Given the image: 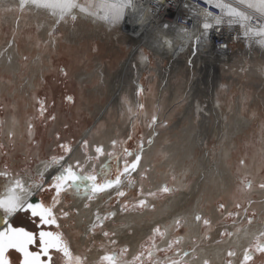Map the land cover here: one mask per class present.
I'll use <instances>...</instances> for the list:
<instances>
[{"label": "rangeland", "instance_id": "374dc122", "mask_svg": "<svg viewBox=\"0 0 264 264\" xmlns=\"http://www.w3.org/2000/svg\"><path fill=\"white\" fill-rule=\"evenodd\" d=\"M211 1L213 3L222 2V0ZM225 1L238 4L249 12L264 18V13L256 6L247 4L246 1ZM95 3L94 0H80V4L88 8L90 11L88 14L93 17L95 22L83 17L74 20L64 15L60 18L61 24L64 25L63 27L67 24L71 30L66 33L62 31V27L57 26L56 22L53 23V35L61 45L60 49L55 51H52V45H49V42L44 43L36 26L29 27L27 25L21 30H17L12 24L4 22L3 16L0 14V47L2 45L10 47L9 43L16 37L22 56L19 59V70L16 71V74L4 72L0 65V173L5 175V178L0 175V183L10 179L16 180L17 184H20L19 187L24 188L23 178L30 177L31 174L34 175L38 165L43 161L51 163L53 158H56L59 162L55 163L57 172L54 174L56 176L54 182H46L38 198L44 208L47 223L55 221L51 230L56 234H62L70 243L74 253L87 257V264H99L104 254L112 255L118 264H125V262L130 264L134 255L140 252H144L141 259L145 260L146 264H156V262L169 264L170 260H180L181 264H191L190 260H199L201 250L211 249L228 238H234L235 228L231 226L232 224L239 223L241 220L239 224L243 229L257 223L261 226L264 225V213H261L258 207H252L253 199L257 200L260 196L257 193L250 195L253 187L258 191L264 190L262 187L264 185V153L261 152L264 144V46L261 42L239 43L227 52L214 55L217 61H222L223 57L228 59L224 64L216 65L215 74L212 76L207 70L202 72L200 65H196V63L187 65L186 58L182 59L180 63L182 66L178 67L179 72L176 73L173 72V69L177 68L173 67L169 58L156 55L145 45L139 46L140 39L129 35L128 29L124 25L132 22L127 14L125 24L122 23L120 26L114 23L112 18L101 19L103 17L101 14L107 12L104 8L96 15L99 6L94 5ZM19 17L21 16L19 15ZM107 19L109 20L107 21ZM108 23L113 25L109 26ZM73 30L77 31L76 36H71ZM66 35L70 38H67ZM29 40L36 43V48L32 52L27 49ZM70 40L76 43H72ZM39 53L42 54V60L44 59L42 67H47V69L43 68L41 73H36L35 62H39ZM47 57L50 58L48 63ZM141 57L146 59V66L136 80L139 68L137 61H140ZM76 71L80 76L76 75ZM93 73L96 74L92 76ZM33 82L35 89L27 90L29 83ZM3 85L6 88H2ZM121 87L137 88L138 98L133 99L129 91L127 96L126 93L123 95L125 97L121 104L114 107L111 104L113 95L110 92ZM97 88H100L102 95L91 94ZM196 88H202V90L194 91ZM215 88H219L217 95L214 94ZM150 92L155 95H150ZM194 92L203 94L195 105L200 108L197 109L194 106L191 110L192 105L190 107L189 105ZM220 99V105L215 103ZM16 102L19 104L18 106ZM15 104L22 112L26 123V127H24L26 133L24 131L19 140H16L15 132H11L8 136L3 130L7 116L15 112ZM108 107L109 111L103 115V111ZM239 107L242 114L250 117L253 123L249 129L233 139L235 146L232 147L234 149L229 158V166L233 168L234 177L237 180L235 191L231 194L234 205L226 210L225 200L217 199L213 207L222 215V218L214 223L212 217L209 214L206 215L200 228L201 238H198L197 235H188L185 229L186 221L180 218L173 228L171 239L167 244L163 245L167 239V231L163 228V224L155 226L160 229L163 235L153 231L150 236L139 241L137 250H132L133 246L129 242L123 240L121 242L117 237V232L121 229L120 234L125 235L126 229L123 226V221L120 220L121 217L145 212L156 213L158 205L171 198L180 197L181 194H190L188 195L190 201L177 204L178 209H197L199 204V209L207 207L206 199H200L198 204L195 203L198 198L197 194H199L198 186L202 185L198 174L179 173L177 169L173 170L172 163V167L168 171L170 179L164 183L163 188L158 190L153 186L149 167L139 169L136 174L133 172L130 175L129 171L133 170L131 164L157 140L170 139L169 141L174 142L178 135L180 136L179 140L189 138L201 141L206 132L210 130V139L206 141L208 146L201 141V148L196 151L195 159L191 160L192 164L188 161L185 162L187 169L193 166L196 168L197 165H200V161L204 162L202 169L204 170L203 174H206L217 164L216 157H214L216 155L213 156L210 151L219 148L218 140L221 136L225 137L229 131L223 124H215L218 121L216 116H221L220 120H223L222 118L227 115L232 120L233 115L241 112L238 110ZM187 109L190 110L189 115H194L195 124L193 126L187 117L184 118ZM111 126H114V134L117 136L115 138L114 134L112 135L110 148L106 150L103 144H94L93 149L91 147L93 136H102L104 131L111 129ZM98 146L103 147L104 155H99L96 152ZM68 148L71 149L70 152L66 150ZM79 152L82 155L81 159H75ZM164 155L160 154L158 157L160 163L166 161V156L169 161V154ZM107 156L110 159L109 163L101 166V160ZM253 159L259 161V165L261 164L260 172L257 175L252 172L243 174L245 166L253 168ZM174 160L175 157L172 161L174 162ZM77 162H79V167H77ZM69 165L80 175L81 179L77 181L80 184H92V181L84 176L85 174H94L99 178L98 183H114L119 179V184L123 186L112 197L113 200L109 202L110 206L106 213L96 212L98 215L100 214V220L95 219L96 230L94 233L92 232L87 242L82 240L81 231L75 228L79 217L77 209H72V193L77 192L74 195L78 196L80 194L78 191H80L81 194L88 193L92 196L93 191H88V189L73 191L71 185L59 197V203L57 202L58 197L54 187L57 183L56 178L66 175L65 169ZM80 168H83V172L80 171ZM125 168L128 171H125ZM126 176L128 180L123 181ZM255 176L261 179L257 180ZM158 177L161 178V173H158ZM35 178L40 181L39 177ZM125 181L126 183L122 184ZM132 182L136 184V187L131 189ZM179 182L188 186L183 189L179 186ZM165 187L169 191H163ZM121 191L126 195L120 196L119 192ZM101 197L103 196L101 195ZM97 199L99 198L96 195L94 200ZM263 200L264 197L259 199V201ZM140 201H146L147 204L140 207ZM118 204H120V212L116 209ZM87 205L89 204L87 203ZM113 212L116 213L114 217L109 215ZM65 213L68 215L65 216ZM106 216L108 219L104 220ZM17 220L18 218L16 219L17 224L20 223V219ZM151 221L153 222V219ZM171 221L170 218L165 223L169 226ZM100 224H103L102 230L99 227ZM113 227L116 229L113 230ZM104 231L114 233V235L106 237L103 235ZM217 231H220L218 239H212ZM262 231L263 235L254 238V242L251 243L244 256L241 257L235 247L230 248L224 258L225 264H264V227ZM71 232L74 233V238L69 237ZM126 233L132 235L133 231L126 229ZM94 234L103 236L92 240ZM177 240L182 242L175 244ZM187 241L189 243L185 246ZM170 244L174 245L171 249L169 248ZM124 248L128 249L127 253L123 252ZM94 250L102 252L95 261L91 258ZM149 250L152 251L153 258L151 260L147 255ZM184 252L188 253L186 256H190V260L183 259ZM62 258L64 259V256L60 258L55 256L54 264H62ZM105 264H109V262H105ZM203 264L216 263L206 260Z\"/></svg>", "mask_w": 264, "mask_h": 264}, {"label": "bare ground", "instance_id": "6f19581e", "mask_svg": "<svg viewBox=\"0 0 264 264\" xmlns=\"http://www.w3.org/2000/svg\"><path fill=\"white\" fill-rule=\"evenodd\" d=\"M207 1H209V3L211 2L213 3V1L211 0H207ZM243 1H246V3L248 2L247 4L256 6L262 13H264V0H243ZM94 2H96L94 5L97 4L99 6V11L96 13V15L100 12L102 8H104L107 12L105 14H101L103 15L101 19L102 18L104 19L105 17L109 19L112 18L113 19L112 21L114 23H117L120 26L122 23L125 24V16L127 14L128 17L130 18V21L132 22L130 24L128 23L124 25L125 28L128 29L129 35L140 39L138 43L139 46L145 45L156 55L162 56L164 58H169L171 62L173 63V67L175 68L176 66V68L178 69V70L173 69V72H176V73L179 72L178 67L180 65L182 66V64H180L182 59L186 58L187 65L196 63V65L197 64L200 65L202 72H205L207 70L210 76H212L213 74H215L214 71L216 69V65L218 64L219 66L222 63L224 64L226 60L228 59L226 57H223L222 61H217V59H215L214 57V53L212 52L203 53L204 52L203 50L206 46L205 42L203 43V45L201 46V49L199 50L198 48L195 47L194 42H192L193 40H191L190 38V36H193L195 34L190 33L191 34L190 35L189 32H186L184 28H181L175 23H171V24L163 23L164 15L161 14L160 8H155V10H150V8H148L146 3L142 0H128V3H127V0H94ZM88 12L90 13L88 8H85L80 4V0H0V14L3 16L4 22L12 24L14 29H17V30H21L27 25L29 27H32L33 25L36 26L38 29L37 30L38 33H40L41 39L44 40V43L49 42V45H52L51 47L53 49L52 51L60 49L61 47L59 40L55 39L53 35L54 34L52 30L53 23L56 22L58 24L57 26L62 27L61 28L62 31L66 33L67 31H71V30H69V28L67 27V24H65V27H63L64 25L61 24L62 21L60 18L62 16L67 15L70 18H73L74 20L78 19L79 17L81 18L83 17L85 19H88L91 22H95L93 17L89 16ZM19 15L21 17H19ZM96 15L94 16L96 17ZM109 19H107V21ZM108 25L112 26L113 24L110 25V23H108ZM192 32L197 33L199 32V29L198 28L193 29ZM77 34H78L77 31L73 30L72 35L71 34L70 35L76 36ZM66 36L67 38H70L68 35ZM70 42L76 43L75 41H71V40ZM261 44L262 46H264V42H261ZM9 45L10 47L8 45H2L0 47V65L4 72H10L12 74H16V71L19 70V59L22 57L16 37L13 38V40L9 43ZM35 48H36V43L29 40L27 44V49L32 52ZM38 59H39V62L38 61L35 62L37 66L36 73H41L42 69L43 68L47 69V67H42V64H43L42 62L44 59L42 60L41 53L38 54ZM49 59L50 58L47 57V60H48L47 63L50 62ZM138 62H139V68H138V74L136 75V80L141 75V72L146 66V63H145L146 59L141 57L140 61H137V63ZM76 72H77L76 75L80 76L78 71ZM95 74L96 73H93L91 75L94 76ZM202 74L204 75V73ZM28 86L29 88L27 90L29 91L30 90L32 91L35 89L34 82L29 83ZM2 88H6V86L3 85ZM215 89L216 90L214 91V94L217 95L219 88H215ZM198 90H202V88H196V90L194 91H198ZM129 91L133 99L138 98L137 88H122L121 87V88L114 89L113 92L109 91L110 94L113 95L112 101H111L112 106L114 107L119 106L122 100H124L123 98L125 96L123 97V95L126 93V96H127V93H129ZM197 93L198 94H195L194 92L193 94L195 95L192 94L193 97L191 98V102H190L191 104L189 105V107L192 105L191 110H193L194 106L196 105L198 98H201L202 97L201 94H203L200 92H197ZM91 94H96L99 96L102 95L100 92V88H97L95 92H92ZM151 94L152 93L150 92V95ZM154 95L152 94V96ZM215 103L220 105L221 99L220 101L216 100ZM16 104L17 106L19 105L17 102ZM16 104L14 106L15 112L7 116L3 130L5 134H7L8 136L11 132H15L16 140H19V138H21V134L25 131L24 127H26L25 125L26 123H25L24 117L22 116V112L16 106ZM196 108L198 109L200 107L197 106ZM238 110L241 111V108L239 107ZM108 111H109V107L105 109L102 114L105 115V113H107ZM189 111L190 110L188 109L186 110L184 118L187 117L189 122L193 126V124H195L193 120L194 115L193 114L189 115L188 114ZM216 117L218 121H216L215 124H218V125L223 124L227 127L229 131H227L228 134L225 135V137L221 136L220 140H218L220 143L219 148L218 149L215 148L213 150L211 149L212 151L210 152L213 153V156L216 155L214 157H216L217 164L215 168L212 167L213 169L211 168L212 170H208L206 174H203L204 170L202 169L204 166L203 165L204 162L200 161L199 163L200 165H197L196 168L193 166L192 168L190 167L188 169L186 168L185 162L188 161L189 163H191V160L195 159L196 151L200 150L201 148V145H200L201 141H203V143L206 144L207 143L206 141L210 139V134H209L210 130L206 132V134L204 135L201 141L199 139L191 140L189 138L179 140L180 136L178 135H176L177 140L174 142L169 141L170 139L169 140L168 139L157 140L152 146L148 147V149L144 151L143 155L138 157L140 159H139L138 166L135 168V170L133 169L132 171L130 170L131 172L129 171V174L131 175L133 172L134 174H136L137 170L139 169H144L146 167H149L151 170L150 176H151L153 186L159 190V188H163L162 186L165 185L164 183H166V181L170 179V175L168 174V171H170V168L172 167V163H173L174 165L173 170L177 169L179 173L180 172H184V173L190 172L194 175L198 174L200 176L201 178L200 182H202V185L200 187L197 185L199 188L198 190L199 194H197L198 198H196L195 203L198 204L200 199H206V202H207V207L206 206L205 208L202 207V209H199L200 204L198 205L197 209L196 208L195 209L191 208L188 210L178 209L177 204L180 205V204H184L190 201V198L188 196L190 194L188 195L181 194L180 197H175L173 199L171 198L167 200V202H164L158 205V211L156 213L150 214V213L145 212V213H139V214L138 213L132 214L124 218L121 217L120 220L123 221L124 223L123 226H125L124 228H126L127 231L132 230L133 234L129 235L128 233H126V229H125V235L124 234L122 235V233L120 234L121 229H119L118 232L117 231L115 232H117V237L118 239H120L121 242L122 240L125 242H129L130 245L133 246L132 250H137L139 241L141 242L143 238L150 236L153 233L154 228L157 224H160V225L163 224V228L167 231V237H166L167 239L165 243H163V245L167 244L171 239L170 237L172 236L173 228L175 227L177 221L180 218H183L186 221L185 229L188 232V235H191V236L197 235L198 238H201L202 231L200 230V228L202 227V221L206 215L209 214L212 217L214 223H217L218 222L217 220L219 218H222V215L216 210H214L213 205H215V201L219 198H223L225 200L226 210H229L232 207V205H234V199L231 198V194H233L235 191V188L237 186V182H236L237 180L234 177L233 168L229 166V158L232 156V150L234 149L232 147L235 146L233 139L234 137L236 138L237 136L242 134L246 129H249L253 123V120H251L250 117L248 118L247 116L243 115L242 111L233 115L232 120H230L227 115H225L222 118L223 120H220L221 116L217 115ZM113 134H114V126H111V129L104 131L102 136L100 137L93 136L92 141H91V147L93 148L94 144L96 145L103 144L105 149L108 150L110 148V145H112L110 139ZM116 136L117 135L114 134L115 138ZM206 145L208 146V144ZM261 152L264 153V144H263V147L261 148ZM160 154L162 155L169 154V161H167V156H166V161L160 163V159L158 158ZM81 156L82 155L79 152L77 156L75 157V159H81ZM173 157H175L174 162L172 161ZM208 157L209 155L207 156V158ZM101 161H102L101 166H105L106 163L107 164L109 163L110 159L107 156V158L105 157V159ZM90 167L91 165L89 166V168ZM261 168L262 167H261V164L259 165V161H257L256 159H253V168H249L245 166L243 168L244 170L242 171V173L246 174L248 172H252L254 175H257V173L260 172ZM56 169H57V165H55V163L53 162L44 163L43 161L42 164L38 165L34 175L31 174L30 177L23 178L24 188L19 187L20 184L18 185L16 180L10 179L8 181H2L0 183V214L1 215L13 214V218L14 217L16 218V216L20 214L21 209L29 205L30 202H32V199L36 197L37 193L41 189L44 188L43 185L46 184V182L48 181L54 180L55 178L54 174L55 172H57ZM158 173H161L160 179L158 177ZM127 176L123 179V181L128 180ZM35 177H39L40 181L39 179L37 181ZM255 178H257V176H255ZM259 179L261 178H257V180ZM125 183L126 181L122 184H125ZM179 184H180L179 186L183 187V189L188 186L187 184H184V185L181 184V182H179ZM91 185L92 184H89V185L80 184L79 182L76 181L75 183L72 184L71 187L73 191L80 190V189H88V191H93ZM122 187L123 186H121V184L115 185L114 187L108 189L107 191L97 194V197L99 198L97 200H94V199L89 200V197L91 196V194L89 195L88 193L81 194V192L78 191V193H80L78 196L74 195V194H77V192L72 193L73 195L72 209H77L78 211L77 216L79 217L77 224L75 225V228L81 231L82 233L81 236H82L83 241L87 242V240L92 234L91 230L93 226H96L94 223L96 219V214H97L96 212L106 213V211L109 209V206H110L108 205L109 202L113 200L112 197L118 191H120ZM135 187H136V184L132 182L130 184V188L132 189ZM66 188L68 189L69 186L66 185ZM254 193H257L260 196L259 199H262L264 197V190L258 191L253 187L252 190L250 191V195ZM101 195L103 197H101ZM13 197H15V199H13ZM103 198H106V199H103ZM259 199L257 200L253 199L252 207L256 206L258 207L261 213H264V200L259 201ZM87 203L90 205L89 208L85 207ZM119 205L120 204L116 206L117 207L116 209L120 212ZM175 207H177L178 210L175 209ZM199 210H200V214L198 215ZM259 217L261 218V215ZM151 218L153 219V222L151 221L152 220ZM170 218L172 219V221H171V225L168 226L165 223V221H167V219H170ZM239 223H236V224L234 223L231 225V226H234L235 228L234 238H228V240L224 241L223 243H220L219 245L215 247H213L214 246L213 245L211 246L213 248L211 249L208 248L209 250L199 249L201 250L199 253L200 254L199 260H190V256L187 257L185 255H182L183 259L190 260L191 264H203L206 260L211 261V263L215 262L216 264H225V260H224L225 255L226 253H228V250L233 247H235V249L237 250V253L241 255V257L244 256L246 250L249 248L251 243L254 242V238H256L257 236L263 235L262 229L264 225L261 226L259 223H257V224L249 226L246 229H243ZM7 227L8 225L5 224V228ZM2 229L3 227H0V231ZM112 229L114 230L116 228L113 227ZM219 232L220 231H217L216 234L213 233L214 236L212 237V239L216 238L215 240H217L220 234ZM69 235H70L69 237H72V238L75 237L73 232H71ZM99 236L101 237L103 235L94 234L92 236V240H95V239L97 240ZM82 240L81 242H83ZM188 243L189 242L187 241L185 246H187ZM101 253L97 252L96 250L92 251V254H93L91 255L92 260L95 261L97 258H99Z\"/></svg>", "mask_w": 264, "mask_h": 264}, {"label": "built area", "instance_id": "2783aa9c", "mask_svg": "<svg viewBox=\"0 0 264 264\" xmlns=\"http://www.w3.org/2000/svg\"><path fill=\"white\" fill-rule=\"evenodd\" d=\"M142 1L150 10L160 8L163 23H175L189 34H195L190 38L199 50L205 42L203 53L212 52L217 56L239 43L264 42V19L238 4L225 0L215 3L207 0ZM196 28L199 32L193 33Z\"/></svg>", "mask_w": 264, "mask_h": 264}, {"label": "snow or ice", "instance_id": "6c2138e0", "mask_svg": "<svg viewBox=\"0 0 264 264\" xmlns=\"http://www.w3.org/2000/svg\"><path fill=\"white\" fill-rule=\"evenodd\" d=\"M219 7V5H217ZM217 23H219V21H217ZM205 27H210V25H205ZM264 34V33H262ZM67 151H71L70 148L66 149ZM96 152L99 155H104V151H103V147L102 146H98L96 148ZM129 155H131L129 153ZM62 159V158H61ZM139 159L137 158V160L135 162H133L131 164V168L135 169L138 166L139 163ZM59 161L56 158H53V163H58ZM77 167H79V162H77ZM66 175L64 176H59L56 178L57 183L55 185V189L57 192V197H58V203H59V197L67 190L66 185L67 186H71L73 183H75L76 181L80 180L81 177L80 175H78V173L73 169V167L71 165H69L66 169ZM80 171L83 172V168H80ZM125 171H128L127 168H125ZM84 178L89 179L92 181V189H93V195L89 197V200H92L94 198H96V195L99 193H103L105 191H107L108 189L114 187L115 185H118L120 183L119 179H117L114 183L113 182H108V183H98L97 180V176L94 174H85ZM262 187H264V185H262ZM163 191L167 192L169 191V189L167 187H165L163 189ZM120 196H125L126 193L121 191L119 192ZM155 195V194H153ZM13 199H15V197H13ZM147 204L146 201H140L139 202V206L140 207H144ZM89 205H85V207H88ZM29 210H31V206H29ZM39 214V213H38ZM68 214L65 213V216H67ZM110 216L114 217L116 215V213H110ZM199 218V217H198ZM96 219L99 221V215L97 214ZM108 217H104V220H107ZM99 227L101 228V230L103 229V224H100ZM96 230V226H93L92 228V232L94 233ZM154 231L160 235H163V233H161L160 229L158 227H156L154 229ZM103 235L106 237H110L112 235H114V233H110L108 231H104ZM181 240H177L175 241V244H179L181 243ZM36 241L35 239L32 240V244H35ZM174 245L170 244L169 248L171 249ZM89 251H91L89 249ZM29 252H31V246H29ZM54 252H62L64 254V258H65V264H87V257H83L79 254H76L73 252V250L71 249L70 243L63 237V235H56L55 239L52 240L51 243H46L44 245V247L42 248L40 253H36L33 256H29L28 259L23 261V264H51L50 261L46 262V257H51L52 253ZM124 253L128 252L127 248L123 249ZM148 258L149 260H151L153 258L152 256V251L149 250L148 253ZM184 255H188L187 252H184ZM144 256V252H140L138 254L134 255V259L130 262V264H146L145 260H142L141 257ZM105 262H109V264H118V262L113 258L112 255H108L105 254L102 259L99 261V264H105ZM125 264H128V262H125ZM156 264H159V262H156ZM169 264H181L180 260H170Z\"/></svg>", "mask_w": 264, "mask_h": 264}, {"label": "flooded vegetation", "instance_id": "af4514ba", "mask_svg": "<svg viewBox=\"0 0 264 264\" xmlns=\"http://www.w3.org/2000/svg\"><path fill=\"white\" fill-rule=\"evenodd\" d=\"M0 175L4 176L5 178V175H3L2 173H0ZM41 190L37 193L36 197L32 199V202H30L29 205L21 209L24 212H20V214L16 216V218H13L11 222L14 228L23 230L28 234L34 236L36 243L31 245L32 253H40L46 243H51L52 240L55 239V236L59 235L51 230L55 221H51L50 223L52 224L48 225L50 223H47V221L45 220L46 214L45 211H43L44 208L42 207V204L38 198ZM29 206H31V210H29ZM17 218H18L17 221H19L20 219L19 221L20 223L18 224L16 222ZM13 221H15L16 223L15 222L13 223ZM55 256L56 258H60L63 257L64 254L62 252H54L52 253L51 257H46V262L50 261L51 264H54ZM8 257L10 259L11 264H20L21 262V256L18 254L10 252ZM62 264H65V258L64 259L62 258Z\"/></svg>", "mask_w": 264, "mask_h": 264}, {"label": "water", "instance_id": "95a60500", "mask_svg": "<svg viewBox=\"0 0 264 264\" xmlns=\"http://www.w3.org/2000/svg\"><path fill=\"white\" fill-rule=\"evenodd\" d=\"M12 218L13 214H0V227H3L0 231V264H11L8 257L10 252L21 256L20 264H23V261L29 256L36 254L29 252V246L33 245L34 236L14 228L11 224ZM5 224L8 225L7 228H5Z\"/></svg>", "mask_w": 264, "mask_h": 264}]
</instances>
